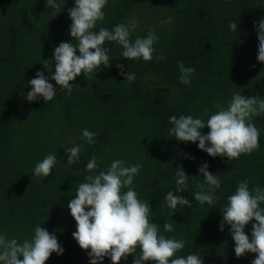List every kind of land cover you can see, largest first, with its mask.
Segmentation results:
<instances>
[{"label": "trees", "instance_id": "16d2710c", "mask_svg": "<svg viewBox=\"0 0 264 264\" xmlns=\"http://www.w3.org/2000/svg\"><path fill=\"white\" fill-rule=\"evenodd\" d=\"M56 2L59 9L47 8L46 0H0V234L30 240L39 224L55 233L64 249L62 255L52 253L45 264H90V249H81L73 238L77 225L68 204L87 175L121 159L128 166L141 165L132 187L150 204L149 219L166 238L185 240L177 257L196 254L204 264H252L255 253L236 257L230 226L220 230L221 209L241 181L264 189V115L254 118L260 148L233 161L209 156L198 141H177L170 134L169 117L192 115L206 122L228 107L234 93L264 98V63L257 60L254 27L264 18V0H108L104 20L94 31L137 19L131 39L154 31L158 40L153 58L128 60L121 56L122 46L106 42L110 66L71 81V95L61 92L50 77L55 47L76 43L68 14L75 0ZM232 22L236 31L229 28ZM180 62L195 69L188 85L179 81ZM118 63L126 73H135L134 82H122ZM37 71L57 89L48 103L26 99ZM84 129L97 133L95 144L82 137ZM74 145L81 146L79 160L66 167L65 150ZM49 153L57 156L51 174L35 176V165ZM92 156L98 158L94 173L86 171ZM203 163L221 180L215 205H200L194 198L197 184L204 183L198 171ZM180 166L189 178L186 190L175 193ZM168 191L188 199L192 208L178 205L173 212L164 199ZM165 222H172L174 231L165 233ZM252 223L245 227L250 239ZM132 261L130 255L120 264ZM102 264L112 262L106 256Z\"/></svg>", "mask_w": 264, "mask_h": 264}, {"label": "clouds", "instance_id": "9594fccd", "mask_svg": "<svg viewBox=\"0 0 264 264\" xmlns=\"http://www.w3.org/2000/svg\"><path fill=\"white\" fill-rule=\"evenodd\" d=\"M107 3L108 0H75V6L68 9L72 21L69 31L76 43L61 42L55 47V72L50 77L60 86V91L67 95H71L74 87L70 82L78 76L96 73L101 65L105 68L110 66V49L104 46L106 42L122 46L121 56L128 60L142 58L144 61H151L153 58V45L158 40L154 31H149L144 38L131 39L138 25L137 19L130 18L127 23L116 24L111 30L101 27L94 31L97 23L104 20L103 9ZM46 7L59 9L60 4L56 0H46ZM254 27L258 40L257 60L264 63V18ZM229 28L236 31L237 24L232 22ZM178 66L180 83L190 84L195 69L185 67L183 62ZM44 67L47 69L45 65ZM116 67L120 70L119 74L125 77L122 82L130 84L135 81V73H126L125 66L119 63ZM29 84L31 91L26 94L29 102L43 98L48 103L57 94V89L49 83V77L43 71H37ZM261 115H264V98H249L241 93H234L228 107L220 108L206 122L192 115L169 117L172 125L170 134L177 141H198V148L211 157L226 156L229 161H233L242 154L250 155L260 148V130L256 127L254 118ZM206 126L209 132L202 134L201 130ZM96 136L97 133L88 129L82 131V137L88 144H95ZM81 150L80 145L65 150L66 167L79 160ZM56 163L57 156L47 154L35 165L34 175L48 177ZM208 167L207 163H203L198 168L204 177V183L197 184L199 191L194 194V198L200 205H215L218 200L215 192L221 186L218 175L209 172ZM97 168L98 158L92 156L86 165V171L94 173ZM140 169V164L128 166L124 160H113L106 170L87 175L85 182L79 184L75 198L70 200L68 208L77 225L73 238L81 249H90V264H102L106 256L112 264H120L122 258L127 260L130 255L133 257L132 264H204L196 254L177 257L176 253L185 247V240L166 238L160 232L159 225L149 219L150 204L141 201L132 187L134 177L139 174ZM176 170L175 193H180L186 190L189 176L182 170V166ZM124 189L127 190L123 191ZM175 193L168 191L164 197L168 208L173 212L178 205L192 208L188 199ZM261 204H264V189L258 185L250 188L249 181L244 180L239 182L234 194L228 196L226 206L221 209L223 219L220 230H224L225 224L230 226L236 257L240 258L248 252L255 253L256 258L252 264H264V207ZM252 221L255 223H252L250 239L245 227ZM163 230L165 233L174 231L173 223H163ZM54 252L62 255L64 249L55 233L50 234L39 224L35 226L34 236L30 240L20 242L17 238L9 239L6 233L0 234V264H45Z\"/></svg>", "mask_w": 264, "mask_h": 264}]
</instances>
